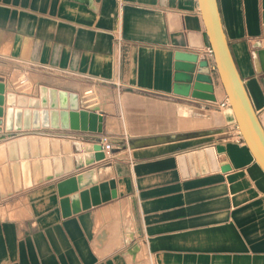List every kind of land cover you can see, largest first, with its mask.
Listing matches in <instances>:
<instances>
[{
  "label": "crops",
  "instance_id": "crops-1",
  "mask_svg": "<svg viewBox=\"0 0 264 264\" xmlns=\"http://www.w3.org/2000/svg\"><path fill=\"white\" fill-rule=\"evenodd\" d=\"M217 3L262 118L264 76L250 55L260 37L261 0ZM206 46L197 0H0V144L30 135L99 140L100 133L60 128L7 130L6 94L37 99L45 86L76 93L79 108L102 114V133L113 145L112 158L0 197V264H264V172L230 106L192 96L195 70L175 67L178 56L186 66ZM208 78L220 101L217 72ZM94 89L95 103L86 99ZM208 146L220 170L182 179L176 156ZM37 150L38 158L7 163L52 158ZM91 169L95 183L58 196L56 182ZM109 179L116 198L62 216L60 199Z\"/></svg>",
  "mask_w": 264,
  "mask_h": 264
},
{
  "label": "water",
  "instance_id": "water-1",
  "mask_svg": "<svg viewBox=\"0 0 264 264\" xmlns=\"http://www.w3.org/2000/svg\"><path fill=\"white\" fill-rule=\"evenodd\" d=\"M84 2L85 0H78ZM200 16L205 28L207 41L213 51V60L222 89L228 99L233 112L239 133L255 162L264 172V111L262 118L255 111L243 79L235 64L228 40L226 38L217 0H197ZM260 37L252 43L250 52L256 74L264 76V0H261ZM190 63L186 66L179 56L176 59V69L195 70L194 89L192 96L199 99H214L213 88L208 83L209 69L206 61L198 62V55L191 56ZM198 65V66H197ZM4 78L0 77V117L3 116L4 103ZM180 90V89H179ZM176 90L175 93L187 95L186 92ZM7 104L10 106L5 112V127L7 130L54 128L63 130H78L84 132H103V115L95 111L79 108L78 95L65 90H57L45 86L39 87L38 98H28L24 95L6 94ZM17 107H33L40 110H22ZM60 110H57V109ZM49 109V110H48ZM23 120V122H22ZM43 158L25 160L21 163H7L8 160L38 158L37 146ZM51 146V152L48 150ZM58 145H61L63 158L59 157ZM71 153H74L73 155ZM104 159L101 146L95 143H81L68 139L37 137L30 135L10 140L0 144V197L11 195L32 185L58 177L64 172H72L75 168L90 165L94 161ZM61 160L64 168H60ZM180 177L186 179L220 170L217 156L212 146L199 148L176 156ZM53 163V170L50 163ZM29 167L32 177H29ZM41 167L43 173H41ZM96 182V170H87L76 176H71L56 182L58 196L75 191L77 183L82 186ZM91 197L90 200L88 199ZM116 184L114 179H109L98 185L75 194L69 198L59 200L63 217L76 213L80 209L89 208L116 198ZM80 200V202H79Z\"/></svg>",
  "mask_w": 264,
  "mask_h": 264
},
{
  "label": "built area",
  "instance_id": "built-area-1",
  "mask_svg": "<svg viewBox=\"0 0 264 264\" xmlns=\"http://www.w3.org/2000/svg\"><path fill=\"white\" fill-rule=\"evenodd\" d=\"M202 60L206 61V65H207V68L209 69V72L216 71L215 63L213 60V51L210 46H206L204 48L202 57L198 55V62ZM204 100H206L210 106L216 105L218 108H221V109L222 108L224 109L230 106L226 95L220 101H217L215 97L213 100L211 99H204ZM94 111L96 112V110ZM100 134L101 136L99 140L97 141V143L100 144L101 146V151L104 153V159L112 158L113 145L109 141V137L107 134H103V133H100Z\"/></svg>",
  "mask_w": 264,
  "mask_h": 264
},
{
  "label": "rangeland",
  "instance_id": "rangeland-1",
  "mask_svg": "<svg viewBox=\"0 0 264 264\" xmlns=\"http://www.w3.org/2000/svg\"><path fill=\"white\" fill-rule=\"evenodd\" d=\"M93 88H94V87H93ZM98 97H100V96H99V94L95 91V89H94V92H93V93H89V94L86 95V99H87L88 101L92 100L93 103H95V102H99V101H98V100H99ZM89 104H90V103H89ZM116 120L118 121V120H119V117H117ZM119 123H120V122H119Z\"/></svg>",
  "mask_w": 264,
  "mask_h": 264
},
{
  "label": "bare ground",
  "instance_id": "bare-ground-1",
  "mask_svg": "<svg viewBox=\"0 0 264 264\" xmlns=\"http://www.w3.org/2000/svg\"><path fill=\"white\" fill-rule=\"evenodd\" d=\"M22 84H24V83H22ZM27 84V83H26ZM4 87H5V85H4ZM5 89V88H4ZM89 92H91V91H89ZM223 94H225L224 92H223ZM230 111L232 112V110L230 109ZM233 113V112H232Z\"/></svg>",
  "mask_w": 264,
  "mask_h": 264
}]
</instances>
